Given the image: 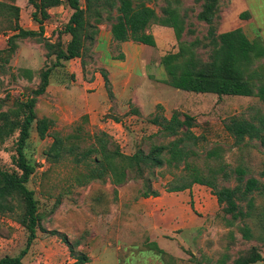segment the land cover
<instances>
[{
  "label": "rangeland",
  "instance_id": "rangeland-1",
  "mask_svg": "<svg viewBox=\"0 0 264 264\" xmlns=\"http://www.w3.org/2000/svg\"><path fill=\"white\" fill-rule=\"evenodd\" d=\"M167 0H152L149 6L156 15ZM18 8L17 25L25 30H37L31 21V6L25 0H0ZM83 6V1L79 0ZM217 17L213 22L215 35L240 29L249 41L264 45V0H218ZM178 13L184 15V30L180 41L195 39L206 43L207 25L195 19L198 4L179 0ZM245 14V16H242ZM70 15L65 6L50 10L43 22V38L53 43ZM113 16L114 14H110ZM102 12L95 25L91 42H85L81 59H73L51 68L45 92L36 98V118H47L52 124L46 137L37 138L32 126L25 157L35 166L26 186L37 203L38 228L35 239L22 257V264H71L70 245L75 254L87 258L84 264H232L254 248L264 256V195L252 194L250 216L228 225L229 216L221 212L210 190L192 185L189 190L166 193L168 185L176 184L182 175V164L176 169H154L150 185L159 195L141 198L142 181L128 180L113 187L107 181H93L78 186L76 178L83 172L69 160L50 164L43 151L51 142L50 135H77L81 146L91 143L92 135L106 133L122 154L135 150L147 152L151 145L165 144L169 138L156 134L149 117L160 105V115L169 118L172 112L193 117L190 131L197 137L191 147L194 156L188 159L204 173L223 166L229 174L218 185H236L235 169L243 171L242 181L254 178L264 162V143L246 141L239 145L223 128L230 117L247 119L254 113H264V101L256 98L194 94L175 90L163 83L165 79L160 58L177 49L171 29L151 26L153 47L133 42L112 41L110 21ZM13 17L0 12V50L11 34L8 20ZM90 21L93 20L90 19ZM66 42L68 37L61 36ZM16 49L0 68V113L21 119V104L39 82V73L53 63V56L44 58L42 44L16 39ZM202 59L206 50H198ZM3 57V55H0ZM264 64V59L254 65ZM24 70L30 72V79ZM104 72L108 88L100 73ZM117 120V121H116ZM18 131L0 144V169L13 170L15 141ZM212 156L207 157V153ZM148 177V174L144 172ZM247 211L244 201L238 203ZM248 227L245 240L240 229ZM25 230L10 217L0 216V259L14 257L25 246ZM67 241V244L63 242ZM75 241L78 245H73ZM147 242H155L164 256L150 251ZM254 264H264V261Z\"/></svg>",
  "mask_w": 264,
  "mask_h": 264
},
{
  "label": "trees",
  "instance_id": "trees-1",
  "mask_svg": "<svg viewBox=\"0 0 264 264\" xmlns=\"http://www.w3.org/2000/svg\"><path fill=\"white\" fill-rule=\"evenodd\" d=\"M32 8L31 21L37 30H25L17 25L18 8L0 2V12H6L13 17L8 20V29L11 34L6 38V46L0 50L1 64L7 63L16 49L14 41L30 40L41 43L44 58L53 56V63L39 73V82L35 89L30 90L21 104V119L13 112V118L0 113V144L18 131L12 156L15 169L7 171L0 169V216L10 217L26 232L25 246L16 256H4L0 264H22L21 259L26 254L35 239L38 228L37 203L33 192L26 186L30 176L35 171V166L26 157L27 141L30 129L39 139L48 136L47 131L52 122L44 117L36 118L34 107L36 98L45 92L48 85L51 68L60 66L61 63L73 59H81V52L85 42H91L99 23L102 12H106V20L112 21L109 34L114 42H133L142 46L153 47V37L147 30L151 26L171 29L177 41L174 53H168L160 58L165 79L163 83L175 90L194 94H210L216 97L237 96L256 98L264 101V64L254 65L256 61L264 59V45L259 41H249L240 29H233L215 35L213 22L217 17L218 0H192L198 4L199 11L195 15L198 22L207 25L206 43L193 40L189 43L180 41L184 30V15L178 13L179 0H167L165 6L160 8V15H156L149 2L152 0H25ZM65 6L70 10V15L57 34L53 43L43 38L42 24L50 16L48 10L58 6ZM110 14H114L111 16ZM242 16H245L243 14ZM90 19L93 20L90 21ZM68 37L66 42L61 41V36ZM198 50H206V57L202 59ZM0 68L2 66L0 65ZM27 79L30 72L24 70ZM103 85L108 88V80L104 72L100 73ZM160 105H155L156 112L149 117V124L157 128L156 134L169 138L165 144L151 145L147 152L137 149L130 155L122 154L113 140L104 132L92 135L91 143L81 147L76 140L77 135L62 137L58 133L50 135L51 142L43 151L44 161L55 164L69 160L76 167H81L83 172L76 178L78 186L93 181H107L111 186L117 187L128 180H141V198H155L159 193L152 189L150 176L154 169L163 166L176 169L182 164V175L176 184L168 185L166 193L189 190L192 185H199L210 190L216 204L224 215L229 216L228 225L235 221H242L250 216L252 209V194L264 195V162L259 173L263 180L254 178L242 181L243 171L235 169L236 185L224 187L217 181H227L229 174L223 166L207 169L204 173L188 159L194 156L191 147L195 145L197 137L190 129L193 127V117L181 115L174 111L168 119L160 115ZM117 121V120H116ZM225 132L232 138L235 145L246 141H259L264 143V113H254L247 119L243 117H230L224 122ZM76 139V140H75ZM214 152L207 153L210 157ZM148 174V177L144 175ZM244 201L247 211H242L238 205ZM264 210V209H263ZM264 224V222H263ZM241 236L247 240L250 237L248 227L243 225L240 229ZM67 244V241L63 239ZM78 245L75 241L73 244ZM150 251L156 255L164 256L155 242H147ZM73 263L84 264L87 258L82 254H75L69 247ZM264 261L254 248L249 253L238 257L232 264H254Z\"/></svg>",
  "mask_w": 264,
  "mask_h": 264
},
{
  "label": "crops",
  "instance_id": "crops-1",
  "mask_svg": "<svg viewBox=\"0 0 264 264\" xmlns=\"http://www.w3.org/2000/svg\"><path fill=\"white\" fill-rule=\"evenodd\" d=\"M54 9H56V8H51V9H49V10H48V13L50 12V10H54Z\"/></svg>",
  "mask_w": 264,
  "mask_h": 264
}]
</instances>
